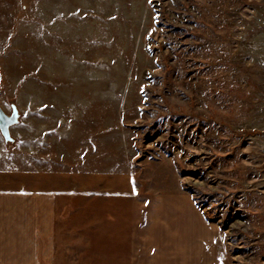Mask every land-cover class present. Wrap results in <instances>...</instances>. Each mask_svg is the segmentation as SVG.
<instances>
[{
	"label": "rangeland",
	"instance_id": "rangeland-1",
	"mask_svg": "<svg viewBox=\"0 0 264 264\" xmlns=\"http://www.w3.org/2000/svg\"><path fill=\"white\" fill-rule=\"evenodd\" d=\"M0 99L132 155L136 264H264V0H0ZM117 206L109 264H132Z\"/></svg>",
	"mask_w": 264,
	"mask_h": 264
},
{
	"label": "crops",
	"instance_id": "crops-1",
	"mask_svg": "<svg viewBox=\"0 0 264 264\" xmlns=\"http://www.w3.org/2000/svg\"><path fill=\"white\" fill-rule=\"evenodd\" d=\"M29 114L22 112L7 132L0 126V264H109L111 198L118 201L113 214L122 238L130 216L132 248L128 259L124 253L113 261L138 263L143 199L132 155L94 138L63 143L44 121L30 128ZM188 226L162 222V234L170 229L178 242Z\"/></svg>",
	"mask_w": 264,
	"mask_h": 264
},
{
	"label": "water",
	"instance_id": "water-1",
	"mask_svg": "<svg viewBox=\"0 0 264 264\" xmlns=\"http://www.w3.org/2000/svg\"><path fill=\"white\" fill-rule=\"evenodd\" d=\"M15 120L14 116L8 117L0 109V126L4 132H7V127Z\"/></svg>",
	"mask_w": 264,
	"mask_h": 264
}]
</instances>
